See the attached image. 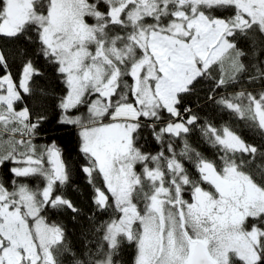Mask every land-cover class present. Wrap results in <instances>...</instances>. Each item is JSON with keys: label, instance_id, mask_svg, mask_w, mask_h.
Instances as JSON below:
<instances>
[{"label": "snow or ice", "instance_id": "snow-or-ice-1", "mask_svg": "<svg viewBox=\"0 0 264 264\" xmlns=\"http://www.w3.org/2000/svg\"><path fill=\"white\" fill-rule=\"evenodd\" d=\"M0 36L39 45L67 89L57 123L78 131L94 204L121 214L106 225L108 249L82 256L48 222L50 210L80 214L63 191L75 166L39 142L49 118L26 97L41 67L29 58L14 74L0 49V264H117L125 243L133 264H264V168L244 158L264 145L198 111L218 106L264 130V90L219 91L248 71L245 58L250 81H264V0H0ZM196 132L223 154L206 156Z\"/></svg>", "mask_w": 264, "mask_h": 264}, {"label": "trees", "instance_id": "trees-1", "mask_svg": "<svg viewBox=\"0 0 264 264\" xmlns=\"http://www.w3.org/2000/svg\"><path fill=\"white\" fill-rule=\"evenodd\" d=\"M39 45L29 42L21 41L19 39L7 38L0 36V49L4 50L7 55L12 57V71L14 74H19L20 69L23 66L25 60L32 58L35 60L38 67H41L44 72L43 76L33 77L30 87H34L35 94L32 97H26V102L29 107L33 103H39L43 106V110L48 116V121L41 131L39 138L40 143L56 142L61 146L64 157L70 160L75 166L72 172L70 184L64 188V194L72 200L75 205L81 210L78 216H75L71 211H54L47 212L46 219L49 223L55 222L63 225L66 230V236L71 242L78 256H82L83 253L91 249L93 252L97 250L98 246H103L104 250L108 249L107 242L103 240L105 235L106 225L113 218H118L119 213H114L113 209L99 210L94 204L93 186L89 184L85 174L80 171L79 165L83 163L81 155L79 153V136L78 131L70 126H65L57 123L60 117V110L57 107L60 97L64 96L67 92L65 85L59 78L58 74L53 71V66L50 65L42 56L39 55L37 49ZM24 50L25 55L21 57L20 52ZM251 51L250 49L248 50ZM264 59V56L261 57ZM248 65V71L241 74L239 81L235 84H230L223 91L226 94H234L242 89L252 92L259 98V92L264 90V81L251 82L249 79L250 74L254 71L251 69V61L248 58L244 60ZM214 75H225L223 71L219 69V66L214 65ZM39 89H43L46 95H42ZM207 88L204 87L198 90L197 96L193 99H199V102L203 104L206 98ZM41 108L37 107L36 111H40ZM83 111V110H81ZM202 118H208L214 122L219 128L220 126H229L232 130H235L246 142L252 143L255 146L264 145V139H262L260 130L258 128V120L255 122L248 121L246 117H240L238 114L232 113L230 110L220 111L218 106L205 105L202 110H198ZM248 124H255L256 127L250 128ZM193 143H196L199 149L210 159H216L217 154H223L219 148H213L209 144L205 143L201 138L199 132L193 134ZM140 143L143 145V149L155 154L159 151V145L148 137V141L144 142L142 139ZM179 144V141H177ZM261 149L258 147L256 154H244L246 160H251L250 167L253 172H259L260 168H264V156L261 155ZM237 155H240L239 153ZM258 165L260 167H258ZM191 168V166L189 165ZM259 179V177H258ZM95 183L103 187L102 177H97ZM205 187H208L205 185ZM109 195L111 201V195ZM143 207V202H141ZM135 256V248L130 244H123L119 252L113 257L117 264H133Z\"/></svg>", "mask_w": 264, "mask_h": 264}, {"label": "rangeland", "instance_id": "rangeland-1", "mask_svg": "<svg viewBox=\"0 0 264 264\" xmlns=\"http://www.w3.org/2000/svg\"><path fill=\"white\" fill-rule=\"evenodd\" d=\"M223 72H224V74L225 75H227V67L225 66V69L223 70ZM8 138V136H7V134H5V136H4V139H7ZM136 170L138 171V172H141L142 171V165H137L136 166ZM110 194V193H109ZM135 202V201H134ZM138 207H141L142 208V204H141V202H139L138 203ZM121 215V214H120ZM105 233H106V229H105Z\"/></svg>", "mask_w": 264, "mask_h": 264}]
</instances>
